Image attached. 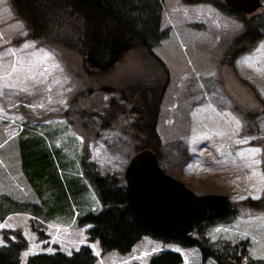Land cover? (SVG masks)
I'll return each instance as SVG.
<instances>
[{
	"label": "rangeland",
	"instance_id": "rangeland-1",
	"mask_svg": "<svg viewBox=\"0 0 264 264\" xmlns=\"http://www.w3.org/2000/svg\"><path fill=\"white\" fill-rule=\"evenodd\" d=\"M216 4L224 5L223 0H163L160 30L165 36L152 48L167 76L156 125L159 165L196 194L227 195L233 212L208 220L203 234L218 249L244 241L249 258L264 264V211L247 205L248 200L264 199V7L240 18ZM249 20L261 23L260 39L235 58L232 68L221 66L230 39ZM155 73H145L140 59L130 55L114 76L147 81ZM82 80L74 52L30 38L9 0H0V200L37 203L19 166L16 142L24 124L46 127L76 165L83 159L101 176L123 179L133 154L124 126L117 122L86 130L66 113ZM103 101L107 94L92 97L87 105ZM242 110L255 113L254 130L245 127ZM88 192L85 209L101 210L90 183ZM89 228L77 217L67 222L28 210L10 212L0 220V246L9 232L20 233L26 241L20 264L37 253L69 255L81 246L90 248L94 264H148L164 250L179 253L181 264H215L212 259L203 262L195 247L147 236L128 253L102 251L96 240L89 241Z\"/></svg>",
	"mask_w": 264,
	"mask_h": 264
},
{
	"label": "trees",
	"instance_id": "trees-1",
	"mask_svg": "<svg viewBox=\"0 0 264 264\" xmlns=\"http://www.w3.org/2000/svg\"><path fill=\"white\" fill-rule=\"evenodd\" d=\"M191 1V0H189ZM194 1V0H192ZM196 1V0H195ZM16 16L22 20L29 37L74 52L83 72L81 87L73 93L66 113L86 130H103L112 123L122 124L133 154L154 152L159 159L160 139L156 131L159 104L166 83V70L152 48L164 38L160 30L163 0H9ZM264 3V0H261ZM227 14L235 12L216 4ZM261 23L249 20L229 41L220 57V65L232 68L237 56L247 51L261 37ZM130 55L140 59L143 70H155L132 80L116 78ZM127 60V61H126ZM126 62V63H125ZM155 77V78H154ZM107 94V102L87 105L94 96ZM115 95V96H114ZM248 130L255 129L253 111L242 110ZM17 151L21 172L33 190L37 203H16L8 197L0 200V220L8 213L28 210L32 215L50 220L89 224V241L96 240L102 251L128 253L142 237L184 248L195 247L204 262L215 264H262L249 258L247 243L214 247L201 230L190 237L153 228L130 208L123 179L101 176L85 160L79 166L69 160L46 128L24 124L17 134ZM264 151V142L262 144ZM132 154V155H133ZM264 169V168H263ZM93 186L102 209L86 210L88 184ZM7 204V205H5ZM247 205L264 211V199L248 200ZM0 246V264H20V252L26 241L20 233L9 232ZM88 246L67 255L60 251L37 253L24 264H94ZM179 253L164 250L153 255L148 264H181ZM136 264V263H134Z\"/></svg>",
	"mask_w": 264,
	"mask_h": 264
},
{
	"label": "water",
	"instance_id": "water-1",
	"mask_svg": "<svg viewBox=\"0 0 264 264\" xmlns=\"http://www.w3.org/2000/svg\"><path fill=\"white\" fill-rule=\"evenodd\" d=\"M229 9L243 15L263 8L261 0H223ZM123 179L130 208L155 229L190 237L204 222L233 212L225 194H196L180 180L166 173L154 152L133 154Z\"/></svg>",
	"mask_w": 264,
	"mask_h": 264
}]
</instances>
